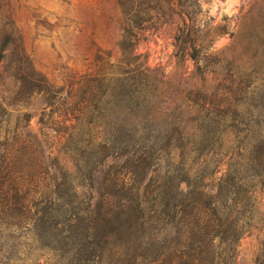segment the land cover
<instances>
[{"label": "trees", "instance_id": "obj_1", "mask_svg": "<svg viewBox=\"0 0 264 264\" xmlns=\"http://www.w3.org/2000/svg\"><path fill=\"white\" fill-rule=\"evenodd\" d=\"M144 1L156 12L164 2L197 15L188 10L195 0ZM24 60L17 68L28 72L15 78L23 104L50 96L46 108L59 110L63 121L48 124L44 110L48 134L37 135L28 131L32 116L12 129L0 107V231L28 238L15 252L27 249V258L47 252L57 264H102L112 248L132 253L130 264H232L255 219L253 177L264 178V153L257 174L251 162L258 157L247 156L250 148L264 152V141L256 147L242 141L251 130L239 123L242 113L219 111L203 97L186 118L197 125L182 128L168 121L159 88L127 56L119 72L112 65L110 72L85 74L68 90ZM248 165L253 174L243 176ZM222 254L229 261L220 263Z\"/></svg>", "mask_w": 264, "mask_h": 264}, {"label": "rangeland", "instance_id": "obj_2", "mask_svg": "<svg viewBox=\"0 0 264 264\" xmlns=\"http://www.w3.org/2000/svg\"><path fill=\"white\" fill-rule=\"evenodd\" d=\"M195 3L188 10L193 9L197 15L188 16L185 8L170 9L164 2L161 10H150L148 7L155 3L144 0H126L122 7L117 0H0V47L15 40L8 51L0 52V107L10 115L5 126L14 129L25 125L24 115L29 114L32 118L28 131L48 134L41 125L44 110L51 114L45 117L48 124L63 121L58 118L59 110L46 108L50 96H35L23 104L15 78L28 71L17 68L20 58L26 57L24 61L28 59L35 71L56 87L65 86L68 90L75 79L96 71L110 72L112 65L117 67L127 56L133 63L131 68L142 65L151 77V87L159 88L163 109H170V123H180L182 128L186 123L197 125L186 119L187 114L200 109L194 102L207 97L218 110L242 113L239 123L251 129L247 140L241 136L242 141L251 147L261 144L264 0ZM139 24L143 25L142 30L138 29ZM119 70L117 67L115 72ZM219 121L223 125L234 123L229 119ZM182 128L188 139V131ZM50 135L56 136L53 132ZM250 150L248 157H258L251 162L257 174L264 152ZM247 167L243 176L253 174L252 167ZM253 178L255 219L238 243L232 264H264V178ZM24 236V232L0 231V264H57V259L47 252L37 253L36 258H27V249L15 252V244L28 245ZM121 254L116 248L107 250L102 264H130L132 253ZM219 261L229 260L222 254Z\"/></svg>", "mask_w": 264, "mask_h": 264}]
</instances>
